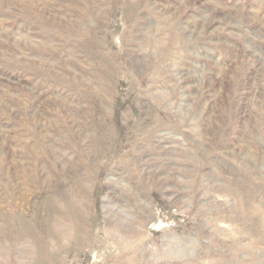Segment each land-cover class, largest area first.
<instances>
[{
  "label": "rangeland",
  "instance_id": "rangeland-1",
  "mask_svg": "<svg viewBox=\"0 0 264 264\" xmlns=\"http://www.w3.org/2000/svg\"><path fill=\"white\" fill-rule=\"evenodd\" d=\"M0 264H264V0H0Z\"/></svg>",
  "mask_w": 264,
  "mask_h": 264
},
{
  "label": "bare ground",
  "instance_id": "bare-ground-1",
  "mask_svg": "<svg viewBox=\"0 0 264 264\" xmlns=\"http://www.w3.org/2000/svg\"><path fill=\"white\" fill-rule=\"evenodd\" d=\"M65 204H66V207H64V208H65V213L62 212L61 215L59 214L60 217L58 218V220H60L61 222H65L64 224L67 225V201L65 202ZM65 204H64V205H65ZM57 225L59 226V224H57ZM61 225H62V224H60V226H61ZM22 229H23V233H24V234H27V233H28V230H27L28 227H27L26 224H23V225H22ZM61 229H62V228H61ZM52 232H53V231H52ZM31 233H32V232H31ZM31 233H29V234H31ZM31 235H32V234H31ZM54 235H55V234H54ZM25 236H26V235H25ZM55 236H56V235H55ZM32 238L35 239V237H34L33 235H32ZM55 239H57V238H55ZM57 240H58V239H57ZM37 245H38V244H37ZM38 246H39V245H38ZM59 246H60V245H59ZM38 248H39V249H38L39 254H40V253L43 254L44 251H45L44 248H43L42 246H40V247H38ZM59 248H60V247H59ZM41 256H42V255H41ZM44 256H45V255H44Z\"/></svg>",
  "mask_w": 264,
  "mask_h": 264
}]
</instances>
